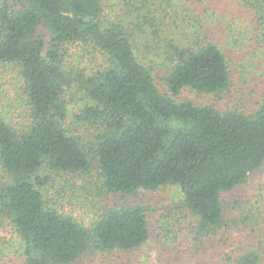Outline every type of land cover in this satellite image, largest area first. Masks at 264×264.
Wrapping results in <instances>:
<instances>
[{"label": "trees", "instance_id": "trees-1", "mask_svg": "<svg viewBox=\"0 0 264 264\" xmlns=\"http://www.w3.org/2000/svg\"><path fill=\"white\" fill-rule=\"evenodd\" d=\"M220 7L248 13L264 43V0H0V70L16 71L23 99L0 92V224L22 239V264H73L150 238L143 203L108 207L87 225L47 198L43 168L96 171L107 193L129 197L177 185L198 253L230 227L223 194L264 164V98L252 113L176 98L230 87L235 38L217 22ZM155 43L171 62V95L145 61L143 46ZM226 260L264 264V247Z\"/></svg>", "mask_w": 264, "mask_h": 264}, {"label": "rangeland", "instance_id": "rangeland-1", "mask_svg": "<svg viewBox=\"0 0 264 264\" xmlns=\"http://www.w3.org/2000/svg\"><path fill=\"white\" fill-rule=\"evenodd\" d=\"M196 8L201 11L204 6L200 9L196 4ZM225 10V7H220L217 22L235 38L232 46H226L231 66L229 89L214 94L186 88L176 98L213 105L224 112L239 110L252 113L264 98V43L252 30L255 22L247 12L244 17L240 14L228 16ZM159 47L155 43V51L149 52L151 49L143 46L144 57L154 67L161 91L171 95L164 80L171 62ZM21 85L14 69L4 73L0 70V92L4 91L11 101L19 99V104L23 103ZM40 174L50 177L46 186L47 198L87 225H91L108 207L140 202L148 208L150 238L145 245L131 251L87 253L73 264H228L226 257L229 253L237 254L243 248L254 246L264 247V164L244 184L223 194L230 227L220 230L207 241L201 247V253L195 244L192 245L195 217L182 206V193L177 185L142 190L138 197H129L107 193L96 171L51 172L43 168ZM22 249V239L13 225L9 221L2 222L0 264H22Z\"/></svg>", "mask_w": 264, "mask_h": 264}]
</instances>
